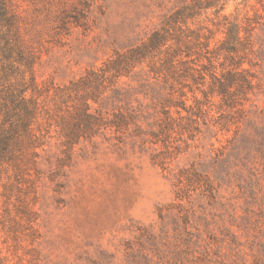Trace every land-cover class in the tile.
Returning <instances> with one entry per match:
<instances>
[{
  "label": "rangeland",
  "instance_id": "obj_1",
  "mask_svg": "<svg viewBox=\"0 0 264 264\" xmlns=\"http://www.w3.org/2000/svg\"><path fill=\"white\" fill-rule=\"evenodd\" d=\"M4 137L0 264H264V0H0Z\"/></svg>",
  "mask_w": 264,
  "mask_h": 264
},
{
  "label": "trees",
  "instance_id": "obj_2",
  "mask_svg": "<svg viewBox=\"0 0 264 264\" xmlns=\"http://www.w3.org/2000/svg\"><path fill=\"white\" fill-rule=\"evenodd\" d=\"M236 30H237L236 25L235 24L231 25L228 31L227 40H232V41L238 40V36H236ZM167 35H168V30L164 27H162L161 29L153 30L145 41H143L140 45H137L132 48L131 53H130V58L134 60H141L154 49H159L162 46L169 48L170 46H168L167 43L171 39V37ZM173 52H176V49H173ZM234 76H235L234 74L228 73L225 76L226 80L219 82L218 84L219 93L223 95L228 94V87L230 83H233L235 79ZM25 114H26L27 125H28V122L32 120L31 118H33L32 108L30 107L26 108ZM5 142H6L5 137L0 138V150L4 148Z\"/></svg>",
  "mask_w": 264,
  "mask_h": 264
}]
</instances>
